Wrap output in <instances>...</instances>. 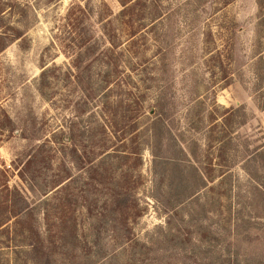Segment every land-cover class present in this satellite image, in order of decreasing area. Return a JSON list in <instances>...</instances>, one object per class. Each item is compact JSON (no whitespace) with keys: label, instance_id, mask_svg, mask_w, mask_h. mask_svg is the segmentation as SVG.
Here are the masks:
<instances>
[{"label":"rangeland","instance_id":"1","mask_svg":"<svg viewBox=\"0 0 264 264\" xmlns=\"http://www.w3.org/2000/svg\"><path fill=\"white\" fill-rule=\"evenodd\" d=\"M7 191L0 264H264V0H0Z\"/></svg>","mask_w":264,"mask_h":264},{"label":"trees","instance_id":"2","mask_svg":"<svg viewBox=\"0 0 264 264\" xmlns=\"http://www.w3.org/2000/svg\"><path fill=\"white\" fill-rule=\"evenodd\" d=\"M7 189V187H6ZM5 218L3 221H0V226H4L12 217L18 215V206L14 196L10 195L7 191V195L5 197V209H4Z\"/></svg>","mask_w":264,"mask_h":264}]
</instances>
